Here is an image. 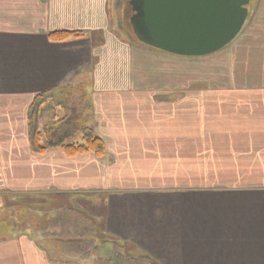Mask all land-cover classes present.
<instances>
[{
	"label": "crops",
	"instance_id": "crops-1",
	"mask_svg": "<svg viewBox=\"0 0 264 264\" xmlns=\"http://www.w3.org/2000/svg\"><path fill=\"white\" fill-rule=\"evenodd\" d=\"M112 2L19 0L18 16L16 0H0V213L7 211L3 221L11 229L0 238V254L16 245L11 252L44 254L45 264H53L58 251L99 249L92 239L66 249L51 245L53 221L64 211L40 214L49 227H17L15 213L29 212L17 196L50 191L51 208L58 198L84 197L85 205L98 210L94 219L105 240L130 244L129 251L139 249L156 264H264V71L258 82L187 83L186 72L171 78V60L181 65L188 57L125 42L114 32ZM57 31L84 37L49 41L48 34ZM93 61L89 75L97 100L89 129L103 142L105 156L68 158L57 141H50L45 154H32L30 107L39 95L66 86L77 69H93ZM117 61L125 62L126 71H112ZM130 91L136 110L115 111L117 118L106 119L110 104L118 108ZM172 102L179 108L173 107L174 116L155 110ZM12 107L20 109L23 128L14 138ZM143 112L150 113L147 119ZM137 113L142 117L134 123L126 118ZM130 123L137 125L129 128ZM120 172H131L133 184H123L122 177L114 181ZM69 231H63L68 239ZM44 234L52 237L44 240Z\"/></svg>",
	"mask_w": 264,
	"mask_h": 264
},
{
	"label": "rangeland",
	"instance_id": "rangeland-1",
	"mask_svg": "<svg viewBox=\"0 0 264 264\" xmlns=\"http://www.w3.org/2000/svg\"><path fill=\"white\" fill-rule=\"evenodd\" d=\"M113 1V0H112ZM31 2V1H29ZM249 8V6H247ZM12 8L17 9L15 15L22 16V11L20 9L19 0H16L15 4H12ZM127 5L125 6V16L123 17V26L125 27L126 20L128 22V16L126 17L128 13ZM125 21V22H124ZM128 26V24H127ZM125 27L128 29V27ZM115 29V28H114ZM114 31V30H113ZM117 35L121 37L125 41V39L116 31H114ZM126 42V41H125ZM132 44V43H131ZM130 44V45H131ZM78 52V51H77ZM167 63L166 66L167 67ZM171 71H172V77L175 75L180 77L186 72V79L187 83L190 82H220V83H230V82H258L260 81L262 77L261 71H264V0H254L253 5L251 6V12L249 14V19L247 24L245 25V28L240 33V35L227 47L220 50L217 53H214L209 56L205 57H199V58H188V60H185V63L182 62V64H178L175 62V60H171ZM125 62L124 61H117L115 62L114 68L112 71H117V73H122L123 71H126L125 69ZM93 69L89 70L88 66L84 69H77V72L75 73L73 78L69 79V83L66 86H63L58 91L52 92L51 94H46L38 98L37 104H41V107L44 108L43 112L41 113V125H40V131L45 134L48 138V142L50 141H57L63 144H77L81 143L82 138V131L86 128L90 127L91 119L94 120V110H96V105L94 100H97L95 94H93V74L89 75V71H94V61H93ZM112 68V67H111ZM167 69V68H166ZM175 71V72H174ZM128 72V71H127ZM126 74V72H124ZM177 73V74H176ZM180 74V75H179ZM204 78V79H202ZM178 79V78H177ZM201 79L203 81H201ZM180 80V79H179ZM124 82V81H123ZM185 82V81H182ZM112 79L106 80L105 84H111ZM90 95H92L90 100ZM133 92L130 91L127 93L124 98H122V105L117 106L118 108H115V104H110V109L107 110V117L106 119L110 118H117V116L114 114L115 111H119L121 113H124L127 111L129 115H131L132 111L134 112L136 108L133 106V100H132ZM130 100V105L128 102ZM90 101V107L89 102ZM109 102H114V99H110ZM43 104V105H42ZM124 105V106H123ZM160 105V106H158ZM173 106L169 105H161L160 103L157 104V107H155V110H161L160 113H163L164 111H170L171 115H175L174 108H178L177 104L175 102H172ZM184 107V105H182ZM41 109V108H39ZM179 109V108H178ZM12 115L10 118V126L11 131L13 134V138L15 136H19V134L22 133L23 128L19 129L18 123V107H12L11 109ZM104 110V116H106V109H99ZM139 112H141L140 109ZM144 119H147L150 115L149 112H143ZM89 117L91 119H89ZM119 117V115H118ZM142 117V115L135 116L134 114L130 117L132 121L131 123H134L137 121L138 118ZM64 123V124H63ZM129 124L127 125L129 128L137 125L136 124ZM46 125V126H45ZM59 125V126H58ZM146 127L150 126L149 124L145 125ZM57 127H60L59 132L56 129ZM47 129V130H46ZM56 129V130H55ZM52 134L54 136H52ZM46 139H44V143L46 144ZM132 175L131 172H120L117 173L116 179L114 181H117L122 177L121 182L123 184L132 181L130 179V176ZM113 182V181H111ZM120 182H116V184H119ZM127 185V184H125ZM130 186V185H129ZM77 195H80L81 193H76ZM50 196V197H49ZM50 191L45 194H34L33 192L23 193L22 195L17 196L18 200H20L22 203H25L24 205L27 206L29 209L28 214L24 212L22 209L21 211H17L15 213V223H17L18 228H23L25 226L29 228H35L38 226H50L49 221H45V218H40L41 213L48 214L50 211H64L65 215L64 217L60 215V219L53 221V228L56 238H61L63 240L67 237V235H63V231L67 230V224L71 226L72 222H75L74 231L70 230V233H73L76 237H78V233H85L84 238L85 240L93 239L95 240L96 236L91 235V232H98L100 235H97V237H100V240L97 242H101V240L104 239V234L102 232V227L100 226L99 221H96L94 219V216L98 210L94 206L85 205L84 197L82 196H74L69 197L73 199L72 202H69L68 199L65 198H58V203H53L54 207L51 208L50 206H47L50 204L48 199L51 198L52 201H54V198ZM56 201V200H55ZM92 201V200H91ZM93 202V201H92ZM87 204V203H86ZM1 210V209H0ZM20 212V213H19ZM32 216V219H28V217ZM84 216L87 221H83L82 219H78L76 215ZM55 215V214H54ZM19 216V218L17 217ZM58 214L56 217L58 218ZM8 213L7 211L2 214L0 213V221H3V219L6 218L7 220ZM39 217V219H38ZM44 217V216H43ZM47 217V215L45 216ZM65 217H68L69 219H66ZM10 218V215H9ZM68 220V221H67ZM52 221V220H51ZM50 221V222H51ZM5 222V221H3ZM48 223V224H47ZM64 223V226H63ZM83 223H89L90 228L88 232L83 227ZM38 224V225H37ZM8 223L5 222L3 229L0 230V238L5 237L6 235H9V231L11 230L9 226H7ZM45 227V228H46ZM85 227V225H84ZM66 232V231H65ZM61 233V234H59ZM78 235V236H77ZM102 235V236H101ZM42 236H40L41 238ZM52 236L44 234V240H49ZM70 236L69 238H71ZM103 237V238H102ZM54 238V237H53ZM68 238V237H67ZM73 238V237H72ZM24 240H21V244H24ZM20 244V245H21ZM90 245V243H89ZM86 246V245H84ZM108 246H111L109 243ZM12 247H16V245H11V248H9L8 252H3L0 254V259H7L10 261H13L16 264H45L43 261L44 254L41 256L38 253H16L11 252ZM18 248V247H17ZM68 248L67 246L65 249ZM58 249L59 246H58ZM85 249V248H83ZM124 249H120L122 252L127 250H133V247L130 244H124ZM87 250V249H86ZM67 252H62L65 255L67 254V257L61 256V254H56L52 257L51 263L53 264H73L71 262L72 259L79 260V264H89L91 262L90 258H95V250L93 251H84L77 253H72L70 250H66ZM100 251V250H98ZM72 254V255H71ZM33 255H35V258H33ZM84 255V257L82 256ZM93 255V256H92ZM29 256V257H28ZM82 256V257H81ZM92 256V257H91ZM22 260V262H21Z\"/></svg>",
	"mask_w": 264,
	"mask_h": 264
},
{
	"label": "water",
	"instance_id": "water-1",
	"mask_svg": "<svg viewBox=\"0 0 264 264\" xmlns=\"http://www.w3.org/2000/svg\"><path fill=\"white\" fill-rule=\"evenodd\" d=\"M254 0H113L116 31L126 42L170 55L199 58L231 44L248 22ZM132 15L123 26L125 6ZM249 6V8L247 7Z\"/></svg>",
	"mask_w": 264,
	"mask_h": 264
},
{
	"label": "trees",
	"instance_id": "trees-1",
	"mask_svg": "<svg viewBox=\"0 0 264 264\" xmlns=\"http://www.w3.org/2000/svg\"><path fill=\"white\" fill-rule=\"evenodd\" d=\"M127 7H128L127 8L128 13H127L126 17L128 15L129 16L132 15L130 7L129 6H127ZM125 12H126V10H125ZM126 25H127V23H126ZM83 37H84V35L81 32H67V31L53 32V33L48 34V36H47L48 40L53 42V43H63V42H66L70 39L78 40V39H81ZM46 94L47 93L41 94L36 99L38 100L39 97L46 95ZM39 108H41V109H39ZM43 110H44V108L41 107V104H37V101H35L33 103V105L30 107L29 114H28L29 149H30V152L32 154H35V155L45 154L50 147L49 146L50 142H48L47 136H45V134L43 132H41L39 129L40 125L42 124L41 123V119H42L41 113L43 112ZM82 133H83V135L81 138V143H77V144L59 143L58 147L63 151L65 156L68 158H74V157L81 156V155L91 154L97 159L103 158L105 156V148H104L103 142L99 138H97L94 135V133L92 132V130L89 128L84 129L82 131ZM44 139H46V142H47L46 144H43ZM30 216L28 217V219L29 218L32 219V216L31 217ZM17 217L19 218V216H17ZM14 222H15V220H14ZM84 224L86 225V223H84ZM42 227L45 228L46 226L44 225ZM69 230L74 231L75 229L69 228ZM72 235H74V234L71 233V236ZM72 237L69 239L64 238L61 241L67 247H68V245H71L73 243L79 245V244H82V242H84L79 237H76V236H75V238H72ZM58 252H64V251H58ZM58 252H56V253H58Z\"/></svg>",
	"mask_w": 264,
	"mask_h": 264
},
{
	"label": "flooded vegetation",
	"instance_id": "flooded-vegetation-1",
	"mask_svg": "<svg viewBox=\"0 0 264 264\" xmlns=\"http://www.w3.org/2000/svg\"><path fill=\"white\" fill-rule=\"evenodd\" d=\"M126 26L127 25H125V27ZM76 217L78 219H81V216H76ZM85 221H87V220H85ZM84 225L80 229L84 228L86 230L84 232H88L89 226H90L89 223H86L85 227H84ZM63 226H64V223H63ZM67 227L70 229H73L75 227V222H72L71 226L67 224ZM84 234L85 233H82V236ZM92 235L96 236V238H95L96 241L100 240V237H97V235H100L98 232H94V234H92ZM109 243L111 244V246H108ZM51 245L56 246V247L59 246L61 248L65 247V244L61 241V239L56 238V237H54L53 243ZM106 248H109L110 250L107 251ZM120 249L125 250L124 246L123 247L119 246L117 244V242L108 241V240H101V242L99 244V249L95 250V252H96L94 254L95 259H96L95 264H156L152 259H150V257L146 253H143L139 249H136V251H129L128 250V251H124V252H122ZM98 250H100V251H98ZM56 254H61V256L67 257V254L65 255V253L63 254L62 252L55 253V255ZM82 256L84 257V255H82Z\"/></svg>",
	"mask_w": 264,
	"mask_h": 264
}]
</instances>
